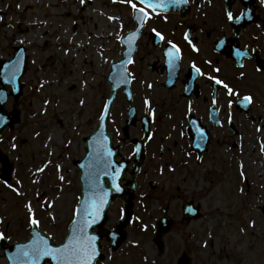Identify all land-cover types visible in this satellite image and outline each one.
<instances>
[{"label":"rangeland","instance_id":"rangeland-1","mask_svg":"<svg viewBox=\"0 0 264 264\" xmlns=\"http://www.w3.org/2000/svg\"><path fill=\"white\" fill-rule=\"evenodd\" d=\"M120 2L122 10H132L131 0L128 6ZM24 4L30 9L19 12L16 39L31 47L32 66L25 79L27 93L18 104L19 123L0 141L13 165L8 184L0 182V234L10 244L25 242L35 218L39 229L61 244L81 193L75 163L85 157L84 140L96 129L110 95L109 66L122 57L119 39L127 16L120 7L114 23L102 16H112L110 0H92L83 10L82 0H25ZM54 19L58 26L50 25ZM41 21L43 39L32 29L34 22ZM117 101L110 121L115 135L124 126L121 96ZM122 154L129 157L132 149L123 146ZM227 157L223 152L212 164L186 162L173 170L162 159L145 164L127 240L116 253L104 241L106 258L98 264H179L184 255L190 264H264V220L255 218L256 235L251 240L240 235L236 224L244 200L238 201ZM149 182H155L156 190ZM59 195L66 197L61 201ZM184 202L199 207L200 218L188 221ZM123 206L121 200L113 202L107 230L118 225ZM164 215L173 225L158 245L155 228ZM250 216L243 214L242 221ZM0 264H8L2 252Z\"/></svg>","mask_w":264,"mask_h":264},{"label":"flooded vegetation","instance_id":"flooded-vegetation-1","mask_svg":"<svg viewBox=\"0 0 264 264\" xmlns=\"http://www.w3.org/2000/svg\"><path fill=\"white\" fill-rule=\"evenodd\" d=\"M24 1L0 0V130L4 128L0 141L19 123L18 104L27 93L25 79L28 66H32L31 47L18 44L16 39L19 12L30 9L22 6ZM129 1L124 0V5ZM157 2V11L148 10L128 68L130 79L124 75L130 92L124 86L116 96L117 100L122 98L119 108L124 117L116 143L122 153L123 146L134 151L133 141H144L147 163L162 159L172 169L186 162L212 164L227 153L238 201L244 200L239 210V233L251 240L256 235L255 218L264 220V0ZM122 11L127 22L121 33L127 36L137 23L134 9ZM44 26L42 21L34 22L33 34L43 39ZM170 51L175 54L171 62ZM20 73L22 95L18 90ZM215 79L227 84L234 94L229 95ZM244 97H251V102ZM131 100L137 111L136 123L126 136ZM147 125L150 132L145 138ZM2 153L0 148V165ZM243 214L251 215L245 223Z\"/></svg>","mask_w":264,"mask_h":264},{"label":"water","instance_id":"water-1","mask_svg":"<svg viewBox=\"0 0 264 264\" xmlns=\"http://www.w3.org/2000/svg\"><path fill=\"white\" fill-rule=\"evenodd\" d=\"M122 62H119L115 64V68L118 66H121ZM116 68L115 70V88L118 89L119 87L122 86V72ZM109 112L106 111L104 114L102 121H101V127L100 131L98 134L94 137L89 138L86 141V147L88 150V157L82 162L80 167L82 168L83 171V177H82V183H83V195L81 198L80 202V207L78 209L83 210L85 207V204L87 203L88 205H91L93 200H95L98 196L102 195L105 190V179L111 174V167L107 169V172L110 173L108 175L105 174V169H104V160H106V153L103 151L104 150V143H103V138L106 136V130H107V119H108V114ZM103 154V155H102ZM6 175H9V171H7ZM135 177V176H134ZM114 185H118L117 182L113 184V188L106 191L107 197H106V203L103 206L101 210V217L99 220L93 224L91 227L88 228V234L91 236H95L96 239V247L98 251V255L96 256L95 260L93 261V264L96 263L98 259H102L101 257V240L103 238L102 235V227L104 226L105 222L107 221V211L109 209V206L113 200V195L114 193H117L119 195L121 192L122 197L124 198L126 195H129L130 200H129V206L126 208V213L124 214V218L121 222V225L116 228L115 231L109 232L108 233V240L111 243V248L112 250H116L119 248V246L122 244V242L125 240L126 235L123 231L125 226L129 223V219L132 214V207H131V201L134 197L135 190H136V183L135 179L131 181L132 189H123L121 191L119 187V191L116 190V187ZM77 219H82V215L80 217H77L76 215V220ZM170 221L169 219H163L159 223V229H158V239L161 238V234L164 232H167L170 229ZM73 224L70 227V234L66 239V242L68 239L71 238L72 236V229H73ZM99 228V232L97 234H93L92 229L94 227ZM39 233V236L42 237L43 239L47 240L49 245L52 247H56L52 245L51 239L50 238H45L36 228L33 230V239L36 237V234ZM32 239V240H33ZM32 240L28 243L30 244ZM65 242V243H66ZM16 245L13 248V251H6L8 258L10 260V264H25V261L22 257V254L20 252V249L23 248L24 246L28 245ZM63 246V245H62ZM60 246V247H62ZM46 260H50L52 264H56V261L52 260L50 257H45L44 259L41 260L40 264H45ZM182 264H188L186 260H184V263Z\"/></svg>","mask_w":264,"mask_h":264},{"label":"snow or ice","instance_id":"snow-or-ice-1","mask_svg":"<svg viewBox=\"0 0 264 264\" xmlns=\"http://www.w3.org/2000/svg\"><path fill=\"white\" fill-rule=\"evenodd\" d=\"M147 2H151V0H147ZM176 3H180L181 0H175ZM134 8L135 4L132 5ZM140 11H143L141 9ZM229 19H232L231 14L229 13ZM159 36L160 34L157 33ZM160 39H163L160 36ZM176 48L175 45L172 46ZM179 52V49L176 48V53ZM238 55H243V53H237ZM168 56L171 58L175 56L173 52H168ZM195 67V66H194ZM199 72V69H197ZM219 71V69H216ZM209 79H214L213 77H209ZM216 84H223V82L219 79H215ZM223 87L228 90L229 95H233V90L229 88L227 84H223ZM247 102H251V97L243 98ZM103 155V154H102ZM108 157L112 155L111 151L106 153ZM112 167L111 162L109 160H104V169L105 174L108 175L107 169ZM119 176V170L116 171L113 179ZM116 190L119 191L118 185H114ZM107 197V193L104 192L102 195L98 196L91 205L85 204L83 210L77 209L76 215L80 217L82 215V219L73 220V229L72 236L70 239L62 247H52L49 245L48 241L39 236V233L36 234V237L32 240V242L23 248L20 249L22 257L25 261V264H40L41 260L45 257H50L52 260L56 261V264H93L96 256L98 255L97 247H96V237L88 234V228L95 224L100 218V212L105 205ZM31 211V209H30ZM31 223L35 226H39V221L33 218ZM0 238L2 234H0Z\"/></svg>","mask_w":264,"mask_h":264},{"label":"bare ground","instance_id":"bare-ground-1","mask_svg":"<svg viewBox=\"0 0 264 264\" xmlns=\"http://www.w3.org/2000/svg\"><path fill=\"white\" fill-rule=\"evenodd\" d=\"M32 10H33V11L36 10V6H35V5L32 7ZM54 23L56 24V21H54ZM52 137H56L55 134H54ZM58 197H59L58 199L62 201V199H64L66 196L59 195ZM55 198L57 199V197H55ZM58 202H59V201H58Z\"/></svg>","mask_w":264,"mask_h":264}]
</instances>
